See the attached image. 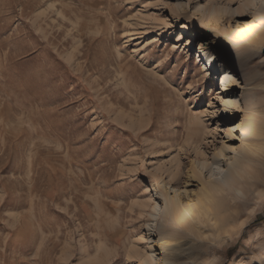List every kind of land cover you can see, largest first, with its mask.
<instances>
[{
  "label": "rangeland",
  "instance_id": "rangeland-1",
  "mask_svg": "<svg viewBox=\"0 0 264 264\" xmlns=\"http://www.w3.org/2000/svg\"><path fill=\"white\" fill-rule=\"evenodd\" d=\"M262 1L0 0V264H161L164 197L234 171L245 99L264 110ZM201 51L236 76L230 119ZM251 158L242 181L262 183L216 194L225 232L189 264H264V148Z\"/></svg>",
  "mask_w": 264,
  "mask_h": 264
},
{
  "label": "bare ground",
  "instance_id": "bare-ground-1",
  "mask_svg": "<svg viewBox=\"0 0 264 264\" xmlns=\"http://www.w3.org/2000/svg\"><path fill=\"white\" fill-rule=\"evenodd\" d=\"M252 2L254 3V1ZM182 4L181 1H177L179 10H181ZM257 6L255 11L256 29L262 32L264 31V0ZM195 9L199 11L202 10V7L196 3ZM213 13L216 12L214 11ZM256 29H251L252 31L249 32L250 37L256 35ZM186 32L187 30L183 29V33ZM216 37L219 41L225 43V40L220 39L221 37L218 35ZM201 53L203 58L200 57L204 69H213L215 78L219 81L221 93L223 94L221 113L230 119L229 117L234 115L236 108H238L237 110L245 108L243 101L238 96L229 92L233 85L232 83L236 81L234 80L236 76L232 74L233 71L229 70L232 67L228 69L214 64V55L205 53L204 51H201ZM245 58L246 54L243 52L235 53L231 58V63L237 68L242 69V66L246 65L244 62ZM255 76L256 74L248 73L246 76L251 80L254 88L260 86ZM255 97L256 93L252 92L245 99L247 102L245 110L247 109L249 117L239 121L234 127V129L238 130L243 142L238 148L234 149L235 153L233 152L234 155L226 168H223V172L228 173L236 165L238 167L234 171H231L228 176H224L223 180L218 181V177L214 175L211 188L205 191L207 188L205 185H202L200 190L195 193V197L186 203L179 196L164 197L166 199L164 220L161 223L158 241V246L163 252L161 264H189L201 259L219 241L221 235L225 232L223 210L219 200H216V194L222 193L225 188L231 189V186L241 187L243 181L246 185L254 188L262 183L261 177L253 175L248 176V179L242 181L246 173L244 170H241L244 163L252 159L253 155L259 156L264 148V110L260 108V100L256 101ZM234 129L231 131L225 130L228 137L233 134ZM225 150L226 147H221L220 154ZM239 171H242L241 174ZM223 175L221 174V176ZM219 178L221 179V177ZM154 210L153 216L159 212V204L154 207ZM145 264H150V262L145 261Z\"/></svg>",
  "mask_w": 264,
  "mask_h": 264
},
{
  "label": "trees",
  "instance_id": "trees-1",
  "mask_svg": "<svg viewBox=\"0 0 264 264\" xmlns=\"http://www.w3.org/2000/svg\"><path fill=\"white\" fill-rule=\"evenodd\" d=\"M263 217H264V216H262L261 219H262ZM255 220H257V219H255Z\"/></svg>",
  "mask_w": 264,
  "mask_h": 264
}]
</instances>
